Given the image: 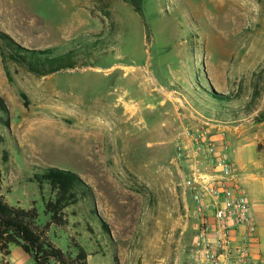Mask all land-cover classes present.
Here are the masks:
<instances>
[{"label":"rangeland","instance_id":"1","mask_svg":"<svg viewBox=\"0 0 264 264\" xmlns=\"http://www.w3.org/2000/svg\"><path fill=\"white\" fill-rule=\"evenodd\" d=\"M0 18L23 49H51L40 62L62 55L39 75L0 40L5 199L36 207L43 225L47 190L33 177L71 171L84 194L66 227L49 228L55 245L76 240L87 264H196L200 220L175 143L183 125L217 136L243 123L229 144L240 176L247 160L264 163V0H145L142 16L122 0H0Z\"/></svg>","mask_w":264,"mask_h":264},{"label":"built area","instance_id":"2","mask_svg":"<svg viewBox=\"0 0 264 264\" xmlns=\"http://www.w3.org/2000/svg\"><path fill=\"white\" fill-rule=\"evenodd\" d=\"M218 136L205 127L183 125L175 143L182 171L180 185L190 194L200 220L195 262L249 264L247 255L256 224L224 131ZM238 227H243L245 234L235 246L233 233Z\"/></svg>","mask_w":264,"mask_h":264},{"label":"trees","instance_id":"3","mask_svg":"<svg viewBox=\"0 0 264 264\" xmlns=\"http://www.w3.org/2000/svg\"><path fill=\"white\" fill-rule=\"evenodd\" d=\"M128 3L138 15H143L145 0H122ZM0 40L5 41L14 51L10 58L17 61L29 71L39 75H46L60 69L62 55L46 56L43 62L38 59L39 54L48 53L44 50H27L17 45L7 34L0 31ZM26 54H20L19 51ZM0 56L4 60V52L0 49ZM8 110L0 95V128L8 125ZM260 121V120H259ZM4 137L0 135V143ZM3 159L7 153L3 151ZM3 171L0 169V256H9L12 246L19 247L27 254L33 264H87V253L76 240L68 239L65 249L55 245L49 236V228L63 229L68 224L65 211L76 204L83 196V186L80 178L73 172L57 168H48L43 173H36L33 180L37 183L40 194L47 190V199L43 197L42 214L47 221L41 225L39 212L34 206L24 209L11 205L3 195L1 181ZM7 264V263H5Z\"/></svg>","mask_w":264,"mask_h":264},{"label":"crops","instance_id":"4","mask_svg":"<svg viewBox=\"0 0 264 264\" xmlns=\"http://www.w3.org/2000/svg\"><path fill=\"white\" fill-rule=\"evenodd\" d=\"M1 27L2 24H0V29L2 30ZM260 124H264V121H261ZM243 125V123H240L236 126L225 127L218 125L216 127L218 128V132L224 131L227 142L230 144L232 140L242 135ZM214 137L219 138L218 134ZM247 167L249 168L248 173L241 174L240 177L241 186L244 194L245 191L248 193L247 198L250 204V214L256 224V234L248 250V263L264 264V163H262V159H259L255 164L251 160H247L246 163H243L240 166L242 170ZM244 234L245 229L243 227H238L234 231L233 237L235 246L241 242ZM14 249H16L15 252L17 255L15 264H33L31 258L16 246L10 248V255L7 264H13V260L10 256Z\"/></svg>","mask_w":264,"mask_h":264},{"label":"bare ground","instance_id":"5","mask_svg":"<svg viewBox=\"0 0 264 264\" xmlns=\"http://www.w3.org/2000/svg\"><path fill=\"white\" fill-rule=\"evenodd\" d=\"M121 69H123V71L125 70V71H127L129 68H127V67H121ZM118 102L120 103V105L123 107V109H124V115H133L134 114V107H133V105L131 104V103H127V102H125V101H123L122 99H119L118 100ZM126 123V122H125ZM79 132L78 131H76V130H72L71 132H70V135H74V134H78ZM85 141V140H84ZM71 142V141H70ZM78 146V145H77ZM79 146H81V145H79ZM85 146V145H84ZM87 146V145H86Z\"/></svg>","mask_w":264,"mask_h":264}]
</instances>
